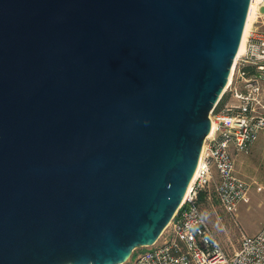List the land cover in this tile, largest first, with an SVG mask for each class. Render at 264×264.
Instances as JSON below:
<instances>
[{
	"label": "water",
	"instance_id": "water-1",
	"mask_svg": "<svg viewBox=\"0 0 264 264\" xmlns=\"http://www.w3.org/2000/svg\"><path fill=\"white\" fill-rule=\"evenodd\" d=\"M250 2L0 0V264H122L156 241Z\"/></svg>",
	"mask_w": 264,
	"mask_h": 264
},
{
	"label": "built area",
	"instance_id": "built-area-1",
	"mask_svg": "<svg viewBox=\"0 0 264 264\" xmlns=\"http://www.w3.org/2000/svg\"><path fill=\"white\" fill-rule=\"evenodd\" d=\"M242 51L209 117L211 128L183 200L156 241L122 264H264V225L242 233L227 255L197 202L212 186L222 210L235 219L249 183L235 172L233 153L247 152L264 131V0H255ZM134 253L135 259H132Z\"/></svg>",
	"mask_w": 264,
	"mask_h": 264
},
{
	"label": "rangeland",
	"instance_id": "rangeland-1",
	"mask_svg": "<svg viewBox=\"0 0 264 264\" xmlns=\"http://www.w3.org/2000/svg\"><path fill=\"white\" fill-rule=\"evenodd\" d=\"M233 160L235 172L249 183L247 200L238 204L235 219L222 210L212 186L206 188V201L200 204L227 255L239 246L242 233L255 234L264 225V131L259 133L249 151L233 153Z\"/></svg>",
	"mask_w": 264,
	"mask_h": 264
},
{
	"label": "bare ground",
	"instance_id": "bare-ground-1",
	"mask_svg": "<svg viewBox=\"0 0 264 264\" xmlns=\"http://www.w3.org/2000/svg\"><path fill=\"white\" fill-rule=\"evenodd\" d=\"M255 0H251L250 5H249V10H248V14H247V18H246V22H245V26H244V30H243V34H242V38H241V42L237 51L236 56L242 51L243 49V45H244V39H245V35L247 33V30L249 29L250 23H251V18L253 16V10H254V5H255Z\"/></svg>",
	"mask_w": 264,
	"mask_h": 264
},
{
	"label": "trees",
	"instance_id": "trees-1",
	"mask_svg": "<svg viewBox=\"0 0 264 264\" xmlns=\"http://www.w3.org/2000/svg\"><path fill=\"white\" fill-rule=\"evenodd\" d=\"M208 194L207 190L204 189L203 191L200 192L199 197L197 199L198 204L200 205L201 203L206 201V195Z\"/></svg>",
	"mask_w": 264,
	"mask_h": 264
}]
</instances>
